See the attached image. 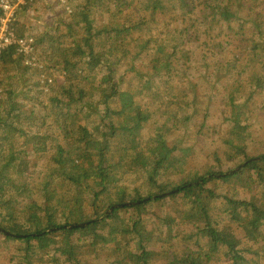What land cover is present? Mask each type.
Listing matches in <instances>:
<instances>
[{
    "label": "trees",
    "instance_id": "1",
    "mask_svg": "<svg viewBox=\"0 0 264 264\" xmlns=\"http://www.w3.org/2000/svg\"><path fill=\"white\" fill-rule=\"evenodd\" d=\"M30 1L0 8L33 44L0 54L8 264H264V0H54L25 34Z\"/></svg>",
    "mask_w": 264,
    "mask_h": 264
},
{
    "label": "rangeland",
    "instance_id": "2",
    "mask_svg": "<svg viewBox=\"0 0 264 264\" xmlns=\"http://www.w3.org/2000/svg\"><path fill=\"white\" fill-rule=\"evenodd\" d=\"M34 1V2H32ZM27 1L21 3L25 4ZM31 6V9L28 8L27 12H23L19 15V22L22 26L24 33L28 34L30 32H33L35 29L43 30L49 23L52 22L54 19H58L59 15L62 14V12L67 13L66 11L68 9L67 6H63L64 4H58L54 0H31L28 6ZM250 5H254L255 8L258 7V4L255 0H250ZM264 7V3H259V6ZM19 6L14 8V13L18 9ZM21 7H19L20 9ZM12 11L7 13L5 17L9 16V19L12 18L14 15L17 17V14H14ZM4 17V18H5ZM37 58V62H38ZM14 74V71L11 72V75ZM52 80V78H50ZM228 80H224L220 82L218 85L219 93L222 95L219 98V104L225 103L224 95L228 92ZM264 117V113L262 115V119ZM262 123V122H261ZM258 125H263V124ZM264 146V134H260V137L257 138V142L255 143V150L258 152V148L260 146ZM201 155V160L204 158L202 153H198ZM27 156L31 160L33 164H36L38 160L45 159V154L43 153H37L33 147H27ZM11 250H5L4 247L0 244V264H8L10 259Z\"/></svg>",
    "mask_w": 264,
    "mask_h": 264
},
{
    "label": "built area",
    "instance_id": "3",
    "mask_svg": "<svg viewBox=\"0 0 264 264\" xmlns=\"http://www.w3.org/2000/svg\"><path fill=\"white\" fill-rule=\"evenodd\" d=\"M25 1L27 0H0V8L5 15L10 11L14 13V8ZM5 19L9 20V16L5 17ZM7 20H4L5 23L2 21L3 26L0 29V54L4 48L13 43L18 45V50L20 52L31 53L33 51L32 38H15V34L9 30V26L6 24ZM35 60L37 61L36 57L28 59V61H31L32 63H34Z\"/></svg>",
    "mask_w": 264,
    "mask_h": 264
},
{
    "label": "water",
    "instance_id": "4",
    "mask_svg": "<svg viewBox=\"0 0 264 264\" xmlns=\"http://www.w3.org/2000/svg\"><path fill=\"white\" fill-rule=\"evenodd\" d=\"M237 169H239V168H237ZM237 169H236V170H237ZM236 170H235V171H236ZM128 204H129V203H128ZM116 206H123V204H118V205H116ZM110 211H111V210H108L107 213H110Z\"/></svg>",
    "mask_w": 264,
    "mask_h": 264
},
{
    "label": "flooded vegetation",
    "instance_id": "5",
    "mask_svg": "<svg viewBox=\"0 0 264 264\" xmlns=\"http://www.w3.org/2000/svg\"><path fill=\"white\" fill-rule=\"evenodd\" d=\"M6 48H7V47H6ZM6 48H4V49H6ZM4 49H3V50H4ZM3 50H2V52H3Z\"/></svg>",
    "mask_w": 264,
    "mask_h": 264
}]
</instances>
